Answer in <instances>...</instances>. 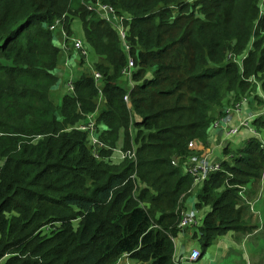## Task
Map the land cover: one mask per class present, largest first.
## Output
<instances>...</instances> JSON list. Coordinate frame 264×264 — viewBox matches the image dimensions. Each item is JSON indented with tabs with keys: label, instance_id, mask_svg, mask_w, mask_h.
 Instances as JSON below:
<instances>
[{
	"label": "trees",
	"instance_id": "1",
	"mask_svg": "<svg viewBox=\"0 0 264 264\" xmlns=\"http://www.w3.org/2000/svg\"><path fill=\"white\" fill-rule=\"evenodd\" d=\"M87 1L129 17V53L85 0H0V262L117 264L128 256L173 264L183 202L197 180L182 176L189 145L206 143L224 87H244L257 62L252 75L264 73V0H210L198 10L189 0ZM64 16L69 36L80 19L84 46L99 61L67 80L73 90L57 104L62 53L50 29ZM253 39L245 61L226 62ZM130 57L133 89L123 76ZM91 122L94 129H80ZM253 127L263 131L264 116ZM134 147L137 164L121 157ZM239 151L236 163L224 160L198 180L196 207L212 206L203 251L236 226L239 188L264 171L258 138ZM136 175L154 193L136 197Z\"/></svg>",
	"mask_w": 264,
	"mask_h": 264
},
{
	"label": "crops",
	"instance_id": "2",
	"mask_svg": "<svg viewBox=\"0 0 264 264\" xmlns=\"http://www.w3.org/2000/svg\"><path fill=\"white\" fill-rule=\"evenodd\" d=\"M74 22H76V26H73ZM79 23L80 19L75 18L71 24L73 36L78 39V29L81 28ZM56 39L58 40V45L56 46L62 53L60 68L56 73L59 76L60 87L58 85L54 88L53 92L55 102L58 104L65 94L62 93L60 88H65L66 90L67 80L76 79L78 71H81L82 68L88 71L99 59L94 52L89 50L88 55L83 60L72 47L68 51L63 50L66 44L64 43L63 46L60 44L59 35H55ZM84 62L86 64H83ZM252 109L253 107L249 109L251 114H257L261 111V109L257 108L256 111ZM139 119L141 120V118L136 117V120ZM238 123L239 117L236 114H231L219 129L211 127L206 143H197L196 151L189 157L190 163L197 160L209 164L224 162V160L232 157L227 156L229 150H235L234 148L239 150L247 146L249 144V142L247 143V139L253 138V136L249 137L246 131L248 129H243L236 141L226 138L229 130L236 127ZM231 144L236 147H233ZM223 149L224 152H221ZM226 149L227 152H225ZM198 182L200 181H194L195 187L193 192L183 202L184 209H182V213L194 217L197 224L181 228L177 237L174 238L173 264H264V171L258 181L252 180L247 185L239 188V202L236 211L243 209L239 222L235 227L218 235L205 251H203L201 244V228L212 206L200 209L196 207L198 203L197 197L201 194V188L197 187ZM195 251H199L201 256L197 261H192L190 257ZM117 264L139 263L128 256H124Z\"/></svg>",
	"mask_w": 264,
	"mask_h": 264
},
{
	"label": "built area",
	"instance_id": "3",
	"mask_svg": "<svg viewBox=\"0 0 264 264\" xmlns=\"http://www.w3.org/2000/svg\"><path fill=\"white\" fill-rule=\"evenodd\" d=\"M194 1H197V0H189V3H192ZM87 8L90 11L96 12L100 16V18L114 25L117 28L119 36L120 38H122L124 42V47L126 51L129 53L131 50V47L129 45V42L127 41V31L124 26L128 21H130L129 17H127L126 15L120 16L118 12L115 11L112 7L108 5H103L100 3L87 4ZM56 26L52 27V30H54ZM71 44H72L73 49L77 51L78 53L83 54V55L87 54V50L82 40L74 38L72 39ZM135 72H136V65L134 64V61L130 57L129 65L123 71L124 81H128V87L130 89H133L135 87V83L132 80V77L135 74ZM94 77L97 81H102V76L100 74L95 73ZM67 89L73 90V85L68 84ZM126 101L129 103L130 101L129 97H126ZM236 103L237 104L231 110H229V113L236 114L239 117V123L236 127L230 129L228 134L234 135L240 132L242 129H248L254 138L261 139V136L257 133L256 129L253 127V123L257 118L264 116V113H261V112L257 114L248 113L247 112L248 111V100L247 99L241 98V100ZM213 126L214 128L218 129L220 128V126H222V123L221 125L219 123H215ZM80 129L83 131L92 130L94 129V124L91 122L87 126H81ZM94 142L97 143L96 141ZM98 145L101 146L103 144L99 143ZM262 147H264V142H262ZM189 148L196 149L197 144L194 145V143L192 142L189 145ZM121 157L122 159L130 158L135 164H137V151L135 149L132 151V153L131 152L126 153V154L121 153ZM221 164L222 162H215V163L209 164L201 160H197V161L190 163L189 159H187V163L183 167V170H185L188 176L194 177L197 180H204L210 173H216L218 171H221L222 170ZM172 165L179 166V161L174 160ZM196 224H197V221L195 220L194 217L188 214H182V220L179 224V228L183 229L188 226H194ZM200 256H201V253L199 251H195V253H193V255L190 257V259L192 261H197L200 258Z\"/></svg>",
	"mask_w": 264,
	"mask_h": 264
},
{
	"label": "rangeland",
	"instance_id": "4",
	"mask_svg": "<svg viewBox=\"0 0 264 264\" xmlns=\"http://www.w3.org/2000/svg\"><path fill=\"white\" fill-rule=\"evenodd\" d=\"M194 3H195V5H193ZM204 4H205V1H202V0H197V1L192 2V6L193 7L195 6L194 8H196V10L201 9V8H205L206 5H204ZM261 16H263V14H261ZM198 18L199 19H202L204 21L206 19L205 15H202V13H199ZM208 21H210V20H208ZM258 22H259V19L257 20L256 23H258ZM80 23H79V25H80ZM73 26H76V22L73 23ZM80 27L82 28V25ZM81 28L78 29L79 30V35H77V36H79V39L83 40L82 37H81V30H82ZM125 29H126V27H125ZM53 34H54V38H55V35L56 36L59 35V37H60V40H59L60 41V44L63 46L64 43H65V38L63 36L62 28L59 26L54 31ZM54 43H55V45H58V40L56 39L54 41ZM253 43H254V39L252 40L251 44H249V46L246 48V50L243 52V54L240 57L234 56L235 57V59H234L230 55H227L226 56V62H233V61H235L236 63L239 62L241 64V61H245L250 56L251 51L254 50ZM263 44H264V40H263ZM257 65H258V62L254 65V67L252 68L251 73L246 78V82L244 83L245 84L244 87H240V88H237V89L233 90L232 89L233 84L231 83L230 86H229V89H227L225 87L222 89V95L219 96V99L217 101V104H215L211 108V110L213 109L212 110L213 112H217L220 108L223 111V114L218 117L216 123H219L221 125V123H223L224 121H226V119L231 115L229 113V110H231L237 104L236 102L239 99H241V97H242V99H247L248 102H250L249 107H253V109H252L253 111H256V108H257V109H261V111H260L261 113H264V73L259 72L258 75H255V76L252 75V72L257 67ZM85 71L86 70L83 69V68L81 69V71H78L76 73V78H78V75L81 72L84 73ZM58 85L60 87V80H59V84ZM60 90L62 91V93H65L66 94L65 88H60ZM259 121H261V120H259ZM254 125L256 127V124H254ZM242 130L240 132H238L237 134H234V135H229L228 134L226 136V138L227 139H230V140H233V141H236L237 140V137H239V135L242 133ZM246 131H247L249 137H251L252 136L251 132L249 130H246ZM256 131L261 136V139L258 138V140L262 144V142H264V130L263 131L256 130ZM251 139H253V138L247 139L248 140L247 143L250 142ZM121 141H122V145L124 146V138H122ZM193 143H194V145H196L198 142L193 141ZM231 145L233 147H236L233 144H231ZM234 149L235 150H232V149L229 150L228 155H227L228 157L229 156H232L230 159H227L226 160V161H228L231 164H233V159H234V163H236L235 160L240 157V155H234V151H235V153H237V151H239V150H241L243 148H240L239 150L237 148H234ZM129 150L133 151V148L132 149H129ZM123 151H127V150H123ZM192 151H196V149H192ZM221 152H224V149H223V151L221 150ZM121 153H123V152L121 151ZM126 160L131 161L130 158H127ZM136 176H137L138 182H136V188H135V192L136 193L133 192V194H135L136 197H137V196L140 195L139 192L141 190H148V191L152 192V189L145 182H143L141 180V178H139L138 175H136ZM182 176H184V177L187 176V173L185 172V170L182 171ZM152 193H154V192H152ZM157 217H159V216L156 215V218ZM6 260H7V258L3 259L0 262V264H5L6 263Z\"/></svg>",
	"mask_w": 264,
	"mask_h": 264
},
{
	"label": "clouds",
	"instance_id": "5",
	"mask_svg": "<svg viewBox=\"0 0 264 264\" xmlns=\"http://www.w3.org/2000/svg\"><path fill=\"white\" fill-rule=\"evenodd\" d=\"M202 1H205V2H208V1H210V0H202ZM99 3V2H98ZM87 4H90L87 0H85V3H84V6L87 8ZM92 4H96V3H92ZM101 4V3H100ZM195 5V4H194ZM88 9V8H87ZM90 11V10H89ZM91 12H93V11H91ZM96 13V12H95ZM97 14V13H96ZM98 15V14H97ZM99 16V15H98ZM100 17V16H99ZM102 19V18H101ZM65 20H66V16H64V17H62V19L61 20H58L56 23H55V25L54 26H56L55 27V29L54 30H52V28L50 29L53 33H54V31L60 26L61 28H62V31H63V35L65 36V38H66V42H65V46L63 47V50L64 51H68L71 47H72V44H71V41H72V39H78V38H76V37H74L73 35H68V33L65 31V29H64V26L61 24V23H64L65 24ZM103 20V19H102ZM108 23V22H107ZM53 26V27H54ZM79 40H81V39H79ZM73 48V47H72ZM74 50V49H73ZM77 52V51H76ZM89 52V51H88ZM88 52H87V54L86 55H83V54H80V53H78L79 54V56L81 57V59H85V57L88 55ZM83 64H86V62H84ZM249 104H250V102H248V113H250L249 112V109H250V107H249ZM136 122H141V120L139 119V120H136ZM212 127H214V126H212ZM221 127V126H220ZM219 129V128H218ZM254 138V137H253ZM134 149L137 151V149L134 147ZM133 149V150H134ZM192 150V149H191ZM175 167H178V166H175ZM183 169V168H182ZM191 177V176H190Z\"/></svg>",
	"mask_w": 264,
	"mask_h": 264
},
{
	"label": "bare ground",
	"instance_id": "6",
	"mask_svg": "<svg viewBox=\"0 0 264 264\" xmlns=\"http://www.w3.org/2000/svg\"><path fill=\"white\" fill-rule=\"evenodd\" d=\"M180 222V221H179Z\"/></svg>",
	"mask_w": 264,
	"mask_h": 264
}]
</instances>
